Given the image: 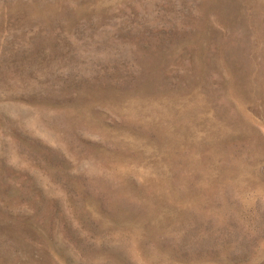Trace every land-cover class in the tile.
I'll return each mask as SVG.
<instances>
[{
    "label": "rangeland",
    "instance_id": "374dc122",
    "mask_svg": "<svg viewBox=\"0 0 264 264\" xmlns=\"http://www.w3.org/2000/svg\"><path fill=\"white\" fill-rule=\"evenodd\" d=\"M0 264H264V0H0Z\"/></svg>",
    "mask_w": 264,
    "mask_h": 264
}]
</instances>
